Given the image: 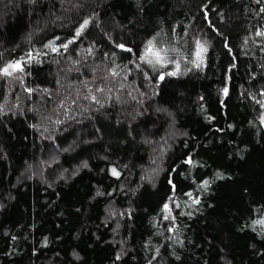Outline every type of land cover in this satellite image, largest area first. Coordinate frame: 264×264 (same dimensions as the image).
I'll return each instance as SVG.
<instances>
[{"label": "trees", "instance_id": "trees-1", "mask_svg": "<svg viewBox=\"0 0 264 264\" xmlns=\"http://www.w3.org/2000/svg\"><path fill=\"white\" fill-rule=\"evenodd\" d=\"M258 32L264 0H0V264H264Z\"/></svg>", "mask_w": 264, "mask_h": 264}, {"label": "snow or ice", "instance_id": "snow-or-ice-1", "mask_svg": "<svg viewBox=\"0 0 264 264\" xmlns=\"http://www.w3.org/2000/svg\"><path fill=\"white\" fill-rule=\"evenodd\" d=\"M87 23H88V21H85L84 24L81 25L80 29L77 32V36H79L80 32L87 25ZM257 35L264 36V32H258ZM154 39L155 38H153V40L148 41L147 45L145 46L144 53L139 57V59L142 61H145L147 64L152 65L153 67H155L157 65L163 67L164 65L169 63L168 56H167V50H165L163 48H158L156 46V44L154 43ZM47 47H51V45H47ZM63 47L67 48V45H63ZM118 47L123 49L124 45H118ZM196 47H197L196 56H197L198 60L200 61V62L196 63V66L199 67L200 63H202V53L204 51H206V48H204V46L200 43V41H196ZM52 51H57V49L52 47ZM127 51H131V49H127ZM29 57H31V54H29ZM176 68L179 69V63H176ZM15 71H23V66H22L21 61H14V62L6 65L2 69H0V74L11 76L12 73ZM112 74L116 75L115 72H113ZM176 74L177 73L175 71L168 73V75H173V76ZM160 79H164V76L162 75L160 77ZM29 91H31V90L29 89ZM226 91L227 90H225V92ZM93 99H95V98L93 97ZM113 174L118 175V173H116L115 169H113ZM206 184H207V182H205V186H206ZM167 207L168 206L165 205V208H167ZM254 223L264 225V220H257Z\"/></svg>", "mask_w": 264, "mask_h": 264}]
</instances>
